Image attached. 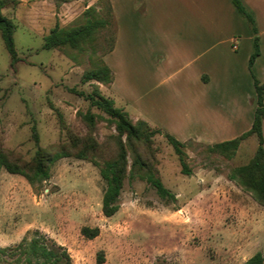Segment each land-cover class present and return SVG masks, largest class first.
<instances>
[{
  "label": "rangeland",
  "instance_id": "obj_1",
  "mask_svg": "<svg viewBox=\"0 0 264 264\" xmlns=\"http://www.w3.org/2000/svg\"><path fill=\"white\" fill-rule=\"evenodd\" d=\"M113 2L118 21L107 15L111 0H0L3 16L15 26L16 47L12 59L0 32V146L26 167L35 165L39 149L49 155L63 149L70 154L50 166L48 180L35 185L24 176L2 171L0 248L10 249L15 256H4L1 264H28L18 245L40 237L37 231L50 247H64L71 264H98L100 254L105 257L103 264H244L257 253L264 256V205L231 179L234 170L254 157L257 137L245 138L231 157V151L211 150L214 144L185 142V162L191 172L186 175L164 136L170 133L180 140L183 131L176 128L175 119L184 115L194 99L181 97L174 89L185 82L183 62L175 67L181 70L176 77L165 82L161 80L168 75H150L154 61L150 43L158 35L157 22L173 26L174 13L182 14L183 2ZM92 7L98 17L111 21L105 28L79 48L43 49L45 38L57 25L65 29L84 25L86 11ZM118 28L120 44L114 56L121 73L118 89L121 98L131 102L120 98L116 106L134 122L145 120L153 129L162 130L150 144L136 142V147L176 201L160 198L137 175L134 180L127 177L120 210L107 218L102 211L106 182L100 166L118 155L121 137L114 122L86 100L96 87L111 98L110 85L84 82L83 77L104 62ZM235 38L240 41L246 36L241 33ZM250 45L243 42L241 55ZM136 55L141 57L137 62ZM139 67L147 68L149 74L140 76ZM142 77L153 79L140 81ZM246 86L244 80L239 83V87ZM215 104L212 100L208 106ZM244 110L245 117L250 106ZM87 113L94 115L93 125L86 120ZM239 130H214L213 134L222 132L214 140L236 138L244 132ZM185 132L202 135L206 131ZM122 140L126 143L125 136ZM84 148L88 158L80 159L77 155ZM133 159L128 150L129 171ZM83 227H98L100 235L88 239L82 235Z\"/></svg>",
  "mask_w": 264,
  "mask_h": 264
},
{
  "label": "crops",
  "instance_id": "obj_2",
  "mask_svg": "<svg viewBox=\"0 0 264 264\" xmlns=\"http://www.w3.org/2000/svg\"><path fill=\"white\" fill-rule=\"evenodd\" d=\"M181 1L183 12L182 14L174 13L171 23L173 26L167 27L165 21L156 24L159 32L158 35H153L150 43L151 56L154 59L150 75L158 74L160 75L158 78L168 75L166 79L161 80L165 82L176 77L181 71L175 70L178 62H183L187 69L183 77L185 81L183 85L174 87L181 97L194 99V102L189 101L187 104L184 115L175 119L176 128L183 131L179 141L185 143L193 140L197 143L218 144L233 140L235 138L214 140L222 137V132L213 134V131L242 129L244 132H238L237 138L252 128L256 109L254 79L249 69V60L254 52L253 34L246 20L234 7L232 0ZM111 2L114 17L118 21L117 9L113 0ZM208 2L212 6L209 10ZM244 2L255 14L260 38L261 55L254 63L253 73L258 80L264 82V0H244ZM210 19L212 20L209 21ZM241 33H244L246 38L239 41L235 37ZM118 34L119 28L114 49L104 57V62L113 73L110 97L114 101L121 98V92L118 89L121 73L114 59L120 44ZM234 40L238 42L236 49L233 48ZM245 40L252 46L250 45L242 56L240 51ZM140 58L136 55V62ZM137 72L140 76L148 73L147 68L140 67L137 68ZM149 79L153 78L142 77L140 81ZM243 80L246 82V89L239 87V83ZM232 89L234 93L229 92ZM158 95H160L159 92ZM121 99L126 100V103L131 102L125 97ZM212 100H215L216 104L214 107H209ZM249 106L250 110L246 111L247 115L244 117V107ZM240 124L247 125L240 128ZM196 129L206 132L202 135L185 132ZM210 138L212 140H208Z\"/></svg>",
  "mask_w": 264,
  "mask_h": 264
},
{
  "label": "trees",
  "instance_id": "obj_3",
  "mask_svg": "<svg viewBox=\"0 0 264 264\" xmlns=\"http://www.w3.org/2000/svg\"><path fill=\"white\" fill-rule=\"evenodd\" d=\"M232 3L238 13L248 23L254 37V52L249 60V69L254 79L256 109L254 112L252 128L248 132H245L233 140L214 144L210 149L222 153L231 151V153H229V156L231 157L238 150L241 142L245 138L253 135L257 137L258 147L254 157L249 164L234 170L231 179L236 181L243 189L252 193L254 198L264 205V82L258 80L253 73L254 63L261 55L260 38L254 12L245 4L244 0H232ZM107 12L108 17L111 19L114 16L111 5ZM86 15V23L82 26L65 29L57 25L45 38L43 49L51 50L63 46L79 48L81 44L91 40L98 30L105 28L111 22L105 18L98 17L96 10L93 7L86 11ZM0 32L2 33L6 50L12 59H15V26L11 20L3 16L1 12V3ZM115 41L116 39L113 40V45L109 52L114 49ZM83 81H97L104 85H111L113 82V73L109 66L103 62L98 68L88 71L84 75ZM86 100L90 102L92 107L104 112L109 119L114 122L116 130L121 137L118 155L114 159L105 161L100 166L101 177L106 182V189L102 202L104 216L110 218L118 213L120 210L119 201L124 182L127 177H129L130 180H134L136 175L146 180L156 190L160 198L175 202L176 195L166 188L162 180L152 168V165L141 157L137 152L136 147V142L150 144L151 139L157 133H161L162 130L159 128L153 129L145 120L134 122L124 109L118 108L112 98L102 95L97 87L91 94L86 95ZM85 118L91 125L94 124V115L87 113ZM124 136L126 137V143L122 140ZM164 136L178 155L184 174L191 175L185 162V143L179 141L169 133H164ZM35 138L38 141L37 135H35ZM128 150H131L134 154L130 171L128 170ZM69 156L70 154L64 149L54 155H49L39 149L35 158V165L33 167H26V165L12 159L0 146V176L2 171H6L13 175L24 176L32 185H35L38 182L46 181L50 178L51 165L58 160ZM77 157L80 159L88 158L87 149L84 148V150L80 151ZM81 232L82 235L88 239H95L100 235V229L98 227H83ZM36 234L40 235V237H34L29 242L24 240L23 243L18 245V248L22 250V254L25 255L28 264H71V257L64 247L56 244L50 247L44 242V235L38 231ZM9 250L10 249L0 248V264L4 256H15V254ZM104 262L105 257L103 254H100L98 264H103ZM244 264H264V256L262 253H257Z\"/></svg>",
  "mask_w": 264,
  "mask_h": 264
},
{
  "label": "built area",
  "instance_id": "obj_4",
  "mask_svg": "<svg viewBox=\"0 0 264 264\" xmlns=\"http://www.w3.org/2000/svg\"><path fill=\"white\" fill-rule=\"evenodd\" d=\"M237 43H238L237 40H234V41H233V48H234V49L237 48Z\"/></svg>",
  "mask_w": 264,
  "mask_h": 264
}]
</instances>
